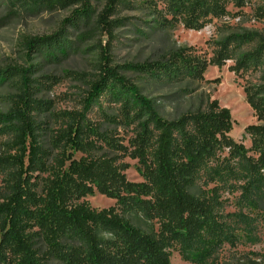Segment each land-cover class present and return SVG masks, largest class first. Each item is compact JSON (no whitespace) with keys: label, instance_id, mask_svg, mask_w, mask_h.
Returning <instances> with one entry per match:
<instances>
[{"label":"trees","instance_id":"trees-1","mask_svg":"<svg viewBox=\"0 0 264 264\" xmlns=\"http://www.w3.org/2000/svg\"><path fill=\"white\" fill-rule=\"evenodd\" d=\"M10 1L14 13L81 5L54 34L22 37L25 52L49 60L66 56L72 48L66 24L81 30L80 39L107 35L109 49L116 37L114 29L122 23L111 17L122 5L153 6L158 14L170 16L163 17L167 23L201 30L214 18L229 14V2L237 7L246 3L108 0L92 23L91 0ZM260 10L264 18V8ZM253 42H257L254 50L238 52ZM263 53L264 34L246 31L216 42L210 58L181 47L137 67L153 76L201 80L209 66L222 67L228 60H234L230 70L239 75L260 64ZM101 57L102 73L91 83L90 99L109 95L111 101L121 103L124 120L139 121L128 144L77 113L46 147L33 117L37 107L31 103L32 78L17 74L19 92L6 120L0 117V123L10 121L0 133L14 132L10 150L0 154V173L6 172L8 184L0 201V264H172L174 251L195 264H264V252L237 249L239 225L253 228L243 204L226 210L229 197L237 192L250 200L248 207L255 206V197L264 188V124L245 127L248 147L232 137L231 110L218 99L178 118H163L136 86L110 66L109 52ZM15 75L10 69L1 70L0 81L13 80ZM244 91L257 119L264 121V86H246ZM76 152L82 155L76 158ZM126 157L138 160L142 181L127 178ZM96 193L115 199L116 204L92 207L84 198ZM135 218L149 223V229L135 223Z\"/></svg>","mask_w":264,"mask_h":264},{"label":"rangeland","instance_id":"rangeland-1","mask_svg":"<svg viewBox=\"0 0 264 264\" xmlns=\"http://www.w3.org/2000/svg\"><path fill=\"white\" fill-rule=\"evenodd\" d=\"M108 0H91L92 23L104 9ZM134 1V0H133ZM10 0H0V71L10 69L16 72L13 80L0 81V117L6 120L13 99L19 92L20 79L18 72L32 78L30 90L33 93L31 103L37 108L33 111L39 139L46 147H50L51 137L59 129L65 128L75 114L79 113L87 120L97 123L101 131L119 136L128 144L131 137L139 129V121L124 120L121 103L110 100L109 95L98 101L90 99L91 83L102 73L99 66L103 61L102 54L109 52V64L115 71L127 79L129 84L138 88L139 93L151 102L152 107L166 119L178 118L180 115L205 107L209 100L218 99L222 106L228 107L234 119L232 137L251 146L245 135V127L249 124H264L257 119L253 108L247 103L244 87L264 86V53L260 64L255 68L241 72L239 75L230 70L234 60H228L222 67L209 66L203 79L194 80L169 79L153 76L142 71L143 63L158 60L164 54L178 48H190L192 52L207 58L213 55L215 43L232 34L254 32L264 34V18L260 17V9L264 8V0H246L243 7L228 3L229 14L214 18L201 30L186 29L181 23H167L153 6L122 5L112 19H122L113 34L116 36L109 49L108 36L96 33L89 39H80V29L66 24L69 30L68 40L72 48L66 56L49 60L42 54L24 51L22 37L24 35L44 36L57 32L73 11L81 8L80 4H72L54 11L32 13L30 11L12 12ZM136 2V1H135ZM159 4V9H162ZM71 45V44H70ZM257 42L245 45L238 52L247 53L256 48ZM102 50V51H101ZM22 70V71H21ZM133 114V113H132ZM133 115H131L132 118ZM2 120V119H0ZM146 120V116L142 121ZM10 121L4 122L8 125ZM0 123V128L4 125ZM14 140V132L7 129L0 133V154L10 150ZM56 152V151H54ZM80 152L75 153L79 158ZM129 164L126 170L131 181H142L138 171V160L126 157ZM6 172L0 173V201L8 193ZM96 209L108 208L116 204V200L96 193L84 198ZM227 211H234L236 204H243V212L249 214L253 228L239 225L238 250H255L264 252V188L255 197L251 206L250 200L237 192L229 197ZM135 223L145 229L150 224L141 218ZM229 249V245L226 246ZM235 249H233L234 251ZM172 264H195L182 258L178 251L171 257Z\"/></svg>","mask_w":264,"mask_h":264},{"label":"bare ground","instance_id":"bare-ground-1","mask_svg":"<svg viewBox=\"0 0 264 264\" xmlns=\"http://www.w3.org/2000/svg\"><path fill=\"white\" fill-rule=\"evenodd\" d=\"M102 196H104V195H102Z\"/></svg>","mask_w":264,"mask_h":264}]
</instances>
